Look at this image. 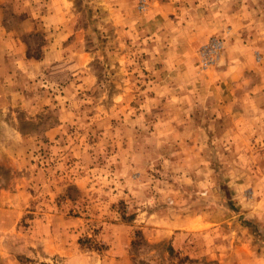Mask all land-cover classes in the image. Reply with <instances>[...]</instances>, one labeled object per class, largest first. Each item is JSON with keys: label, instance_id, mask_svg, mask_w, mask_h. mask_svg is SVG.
<instances>
[{"label": "rangeland", "instance_id": "374dc122", "mask_svg": "<svg viewBox=\"0 0 264 264\" xmlns=\"http://www.w3.org/2000/svg\"><path fill=\"white\" fill-rule=\"evenodd\" d=\"M0 264H264V0H0Z\"/></svg>", "mask_w": 264, "mask_h": 264}, {"label": "crops", "instance_id": "0c3cea01", "mask_svg": "<svg viewBox=\"0 0 264 264\" xmlns=\"http://www.w3.org/2000/svg\"><path fill=\"white\" fill-rule=\"evenodd\" d=\"M0 145H1V142H0ZM0 153H1V149H0Z\"/></svg>", "mask_w": 264, "mask_h": 264}]
</instances>
